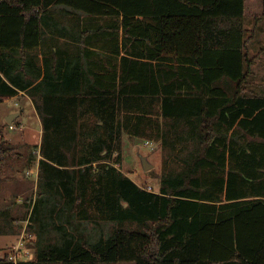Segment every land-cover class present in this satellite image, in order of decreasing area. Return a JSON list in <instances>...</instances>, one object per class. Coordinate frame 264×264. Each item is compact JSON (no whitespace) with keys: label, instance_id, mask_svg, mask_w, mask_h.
Listing matches in <instances>:
<instances>
[{"label":"trees","instance_id":"1","mask_svg":"<svg viewBox=\"0 0 264 264\" xmlns=\"http://www.w3.org/2000/svg\"><path fill=\"white\" fill-rule=\"evenodd\" d=\"M244 22L245 0H0V103L27 91L44 131L31 220L49 197L75 230L43 246L39 228L35 260L16 264H264V97L248 93L256 30ZM125 133L161 142L159 192L106 163L121 161ZM22 148L0 132V182L35 162ZM76 218L118 227L93 243Z\"/></svg>","mask_w":264,"mask_h":264},{"label":"rangeland","instance_id":"2","mask_svg":"<svg viewBox=\"0 0 264 264\" xmlns=\"http://www.w3.org/2000/svg\"><path fill=\"white\" fill-rule=\"evenodd\" d=\"M248 11L250 13H247V18L244 23L245 28L248 30L254 28L257 29V27L259 28L260 26L261 28H264L263 5L261 4L260 12L257 10V3L255 4V7L252 6ZM252 13H254V15H252ZM257 14L261 15L263 21H257ZM262 44L263 43H261L259 39H255V41L251 42L249 45V51L252 56L256 57L261 51H263ZM257 66L258 62L253 66V69H255L256 72L253 73L248 86V93L256 96L264 94V72L259 66ZM14 102H16V100L10 99L2 104L0 107L1 112L3 111V114L5 115L8 111L4 110H13L12 107L14 106ZM22 106L23 104L19 103L18 108L20 109ZM84 113H87V115L84 116L87 118L86 121H89V123L96 122L97 118L93 116L92 112H90L87 107L84 108ZM2 121H4L2 122L4 123V126H12L13 124L7 123L4 117H2ZM14 121H16L14 124L16 130L11 131V133H13V135L19 134L20 138L17 140L21 142V144L16 145L28 146V149L22 148V152L27 155H35L36 160L31 163V166L28 165L26 159L18 162V166H16L15 170L13 172L8 170L6 173L7 178L4 182H0V231L2 232L0 233V236L3 234V236L6 237L2 238L4 242L0 243V258L10 256L14 251L16 243L25 236V233H27L25 232L26 228L31 225L37 230L36 233H33V237L30 239L31 241H36L40 230L39 228H43L42 233L39 234L40 243L43 246H46L47 244H62L64 233L67 232L68 234L69 231L70 233H74L75 231L73 226L65 221V217L61 219L57 216L59 212L58 209L54 212L51 211L57 204H55L54 199L49 197L45 207L46 210L41 216L43 223L40 226L36 223L33 225L31 212L32 206L37 200L36 197L39 196L40 179L39 175L38 178L35 174L28 176L27 171H39V160L42 159L40 152L44 131L42 132V121L35 114L31 106L30 111L28 106L25 113L21 115L20 118L13 120V122ZM123 137L121 161L117 162L115 160L117 158V154H115L106 163L114 165L121 172L130 176V178L141 188L153 192H159V183L164 172V156L161 142L150 140L155 143V149L153 150L150 146L146 145L148 140L145 138L128 137L126 135ZM143 158H146L154 167L148 171L145 170ZM57 208H60V204L57 205ZM9 221H12L14 225H10ZM75 223L79 226V230H83L84 234L93 243L98 242L101 238L108 239L118 227L116 222L101 221L99 219L87 222L82 218H76ZM32 250L35 252L36 248L34 247ZM120 264L135 263L122 262Z\"/></svg>","mask_w":264,"mask_h":264},{"label":"crops","instance_id":"3","mask_svg":"<svg viewBox=\"0 0 264 264\" xmlns=\"http://www.w3.org/2000/svg\"><path fill=\"white\" fill-rule=\"evenodd\" d=\"M257 3V10H258V12H260V10H261V4L263 5V0H245V21H246V18H247V13L249 12L248 10L253 6V7H255V4ZM253 4V5H252ZM250 13V12H249ZM250 15V14H249ZM252 15H254V13H252ZM257 21H263V19L261 18V15L260 14H257ZM106 20H109V18H102V21L103 22H105ZM59 21L60 22H62V23H68V24H70L71 23V21L69 20V18L67 17V16H65V17H61L60 19H59ZM82 22H84V21H82ZM245 23V22H244ZM255 30H256V34H255V38H254V40L253 41H255V39H259L260 40V42L261 43H263L262 45H263V51H261L260 52V54H258L256 57L255 56H252L251 55V53H250V55H251V57L253 58V66H255L256 65V63L258 62V66L262 69V71L264 72V28H261V26L258 28L257 27V29L256 28H254ZM58 38V37H57ZM59 39V38H58ZM60 40V42H61V44H62V46H66V43H65V40H64V38H60L59 39ZM251 44V43H250ZM249 44V45H250ZM50 45H51V43H50V40H49V37H47L45 40H44V44L42 45V47L37 51V54H38V57H39V59L42 61L43 60V57H44V55L47 57L50 53H51V51H50ZM250 52V51H249ZM100 53H103L102 51H100ZM64 55H66V53H63ZM69 54H71L70 52H69ZM51 55V54H50ZM96 56V58H98V59H106V57L107 56H105V54H101V55H95ZM105 61V60H104ZM257 66V67H258ZM105 67H109L108 69H111V65L110 64H107ZM50 68H53V67H50ZM253 69V68H252ZM51 70H53V69H51ZM62 71L64 72L65 71V69H62ZM254 72H256L255 71V69H253V73ZM4 80H6L5 78H4ZM42 80V78L39 80V82ZM39 82H37V83H39ZM56 83H57V81H55V80H52L51 79V77L50 78H48L47 79V85H45L46 86V90H53V88H54V85H56ZM250 94V93H249ZM250 95H253V94H250ZM254 96H256V95H254ZM257 96H260V97H264V94H262V95H257ZM10 99H12V100H16V102H14V106L12 107L13 108V110H10V109H6V110H4V111H8V113L7 114H3L4 112L2 111L1 112V109H0V132H2V136L7 140V141H9L10 143H13V144H21V142L19 141V140H17L18 138H20V135L19 134H17V135H13V133H11V131H13V130H16L15 129V126H14V124H15V122L17 121H12V126H14V128H12L10 125H6V126H4V123H2V122H4V121H2V117H4V119H5V121L7 122V123H9L8 121H7V118L8 117H12V115H15V118L13 119V120H15L16 118L18 119V118H20L21 117V115H23L24 113H25V111H26V108H28V106H29V111H30V106H31V108H33V111L35 112V114L40 118V115H39V113H38V111H37V108H36V105H35V102H34V99H33V97H31V95L27 92V91H22V90H20L19 91V93L16 95V96H14V97H11V98H9V99H7V100H4L3 102H1L0 103V107H1V105L2 104H4L5 102H7V101H9ZM38 100H39V102L41 103V99H39V97H38ZM57 101V100H56ZM19 103L20 104H23V106L19 109L18 108V106H19ZM25 106V107H24ZM87 115V114H86ZM242 118H244V117H241V118H239L238 119V122H237V124L239 123V121L242 119ZM40 120H41V118H40ZM42 123V122H41ZM163 123V118L162 117H153L152 119H148V120H146L145 121V133L148 135H151V136H156L157 135V127H158V125L159 124H162ZM21 127V126H20ZM41 127H42V132H43V125L41 124ZM244 130H242L241 131V133H240V135L242 136V138H243V136H244ZM131 136V135H129V134H127V133H125L123 136ZM132 137H134V136H132ZM124 138V137H123ZM148 141H150V140H148ZM55 166H57L56 164H54ZM94 166H96V164H94ZM61 169H63L62 167H61ZM39 175H40V166H39ZM129 178H130V176H128ZM2 178H4V180L7 178V176H6V174L5 175H3L2 176ZM131 179V178H130ZM133 180V179H132ZM134 181V180H133ZM2 182H4V181H2ZM59 182V181H58ZM135 182V181H134ZM47 183V186H46V190L47 191H51L50 189H49V187H51V185L48 183V181L46 182ZM136 183V182H135ZM137 184V183H136ZM160 184V183H159ZM54 186H56L57 187V185H56V183H54ZM43 189H45V187H43ZM57 195H58V197L59 196H61V193H60V189H58V191H57ZM5 210H7V209H5ZM4 210V211H5ZM3 211V210H2ZM2 238H6L5 236H3V234H1V236H0V243H3L4 241H3V239ZM6 240V239H5ZM0 259H2V258H0Z\"/></svg>","mask_w":264,"mask_h":264},{"label":"built area","instance_id":"4","mask_svg":"<svg viewBox=\"0 0 264 264\" xmlns=\"http://www.w3.org/2000/svg\"><path fill=\"white\" fill-rule=\"evenodd\" d=\"M13 128V126H11ZM147 146H150L153 150L155 149V143L152 141L146 142ZM35 174L38 178L39 171L29 170L27 171V175L31 176ZM27 232V228L26 231ZM33 237L31 233H25V236L16 243L14 246V251L8 256L9 261L14 262L15 264L19 261H34L35 260V252L32 250V247L29 246L28 242ZM7 257V256H6ZM4 259V258H2Z\"/></svg>","mask_w":264,"mask_h":264},{"label":"water","instance_id":"5","mask_svg":"<svg viewBox=\"0 0 264 264\" xmlns=\"http://www.w3.org/2000/svg\"><path fill=\"white\" fill-rule=\"evenodd\" d=\"M14 118H15V115H12V117H8L7 118V121L9 123H12V121H13ZM143 163H144V168L147 171L150 170V169H152L154 167L151 163H149V161L146 158H143Z\"/></svg>","mask_w":264,"mask_h":264}]
</instances>
